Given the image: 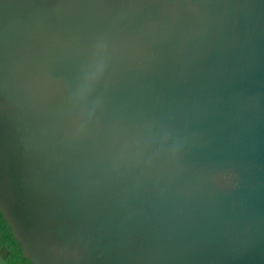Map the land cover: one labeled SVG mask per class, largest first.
<instances>
[{"label": "water", "instance_id": "95a60500", "mask_svg": "<svg viewBox=\"0 0 264 264\" xmlns=\"http://www.w3.org/2000/svg\"><path fill=\"white\" fill-rule=\"evenodd\" d=\"M0 213L29 264H264V0H0Z\"/></svg>", "mask_w": 264, "mask_h": 264}, {"label": "trees", "instance_id": "16d2710c", "mask_svg": "<svg viewBox=\"0 0 264 264\" xmlns=\"http://www.w3.org/2000/svg\"><path fill=\"white\" fill-rule=\"evenodd\" d=\"M0 244L6 245L10 249V256L16 260H22L25 263L29 264V262L22 257L20 248L16 241L14 240L10 228L5 223L1 213H0Z\"/></svg>", "mask_w": 264, "mask_h": 264}, {"label": "crops", "instance_id": "0c3cea01", "mask_svg": "<svg viewBox=\"0 0 264 264\" xmlns=\"http://www.w3.org/2000/svg\"><path fill=\"white\" fill-rule=\"evenodd\" d=\"M24 262V261H23ZM25 263V262H24ZM25 264H27V263H25Z\"/></svg>", "mask_w": 264, "mask_h": 264}]
</instances>
